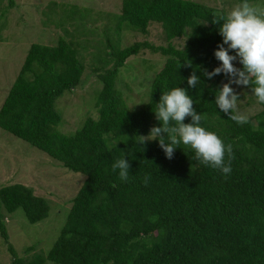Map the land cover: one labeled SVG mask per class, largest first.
<instances>
[{
	"label": "trees",
	"instance_id": "trees-1",
	"mask_svg": "<svg viewBox=\"0 0 264 264\" xmlns=\"http://www.w3.org/2000/svg\"><path fill=\"white\" fill-rule=\"evenodd\" d=\"M13 4L8 0L7 7ZM119 6L117 33L130 28L145 34L156 22L168 43L144 40L120 47L107 41L104 65L92 68L102 85L96 117L88 116L70 134L56 129L61 115L55 99L75 88L84 72L81 52L89 40L81 36L59 38L54 45L31 43L1 102V129L84 175L53 245L29 260L17 257L9 243L5 213L21 208L36 223L47 216L49 204L23 183L0 186V236L11 264H264V104L257 101L261 109L239 125L215 104L216 90L228 77L203 75L221 63L214 50L222 36L211 14L224 10L194 0H121ZM76 26L90 30L84 20ZM182 37L176 47L172 40ZM141 49L160 52L165 60L147 101L129 109L116 81L120 67ZM233 63L242 67L239 60ZM194 70L201 83L191 89L187 77ZM177 86L188 88L201 126L232 145L230 174L200 163L183 144L168 159L158 140L136 142V135L147 136L159 126L156 103ZM120 158L131 164L127 181L112 169Z\"/></svg>",
	"mask_w": 264,
	"mask_h": 264
},
{
	"label": "rangeland",
	"instance_id": "rangeland-1",
	"mask_svg": "<svg viewBox=\"0 0 264 264\" xmlns=\"http://www.w3.org/2000/svg\"><path fill=\"white\" fill-rule=\"evenodd\" d=\"M224 12L230 11L239 0H194ZM121 0H0V105L13 82L31 43L56 44L59 38L88 39L82 50L84 72L81 82L64 91L54 102L61 120L56 129L70 134L81 127L88 116L96 117L95 97L101 88L92 68L102 66V56L109 50L108 40L124 47L135 41L147 40L156 45H167L160 24L151 22L143 34L130 28L114 30ZM264 6V0H249ZM68 4L69 6H67ZM71 4V5H70ZM76 6V7H75ZM85 22L90 29L76 24ZM85 33L84 35H80ZM81 36V39H80ZM184 38H174L179 47ZM165 56L149 49L130 56L120 67L116 87L129 109L138 108L148 99L149 86L155 73L162 67ZM228 80H223L222 84ZM239 93L238 109L252 116L261 109L251 92L243 86L232 85ZM84 175L63 167L61 163L31 144L0 128V186L23 183L34 194L44 197L49 204L45 218L30 223L21 208L5 213L4 223L8 241L17 257L29 260L38 253H46L57 238L65 222L70 199L81 186ZM0 264H11L7 243L0 236ZM45 264H56L46 261Z\"/></svg>",
	"mask_w": 264,
	"mask_h": 264
},
{
	"label": "clouds",
	"instance_id": "clouds-1",
	"mask_svg": "<svg viewBox=\"0 0 264 264\" xmlns=\"http://www.w3.org/2000/svg\"><path fill=\"white\" fill-rule=\"evenodd\" d=\"M211 15L212 23L219 26L222 36V42L214 50L215 58L221 63L211 71L203 70V75L208 79L221 73L228 77V81L216 90L215 104L229 119L243 125L248 123L249 117L239 111V93L232 85L250 87L257 101L264 104V6L242 0L226 13L213 12ZM237 60L242 67L235 66L233 62ZM185 63L191 67L190 61ZM200 83L194 70L187 77V84L195 89ZM187 90L177 86L162 92L153 110L159 126H153L147 136L136 135V142L144 145L148 140H158L168 159H172L175 149L183 144L194 150V158L200 163L230 174L234 159L232 145H226L215 132L201 126L202 114L193 107V98ZM188 117L191 121L185 123ZM130 168L126 158L112 164L113 171L119 170L122 181L128 180ZM148 179L144 178L145 185Z\"/></svg>",
	"mask_w": 264,
	"mask_h": 264
}]
</instances>
